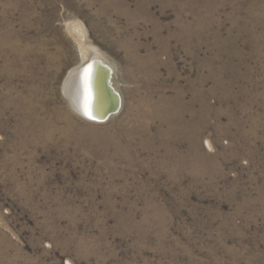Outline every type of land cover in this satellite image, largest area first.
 <instances>
[{
	"label": "rangeland",
	"instance_id": "obj_1",
	"mask_svg": "<svg viewBox=\"0 0 264 264\" xmlns=\"http://www.w3.org/2000/svg\"><path fill=\"white\" fill-rule=\"evenodd\" d=\"M0 264H264V0H0Z\"/></svg>",
	"mask_w": 264,
	"mask_h": 264
},
{
	"label": "bare ground",
	"instance_id": "obj_2",
	"mask_svg": "<svg viewBox=\"0 0 264 264\" xmlns=\"http://www.w3.org/2000/svg\"><path fill=\"white\" fill-rule=\"evenodd\" d=\"M79 42V51L82 60L79 62V64L67 72L63 80L62 88L69 101V104L73 106L77 113L90 121L100 123L106 121L121 110L123 106L122 95L114 81V69L111 66V63H109L98 52L95 46L84 43L81 38ZM22 53L24 54V52ZM97 59L111 67L112 72L109 85H111L120 96V107L118 111L110 114L105 120L100 117V111L102 110L103 106L112 105L113 96L111 95L107 86V77L105 71L102 67H98L96 63ZM86 108L90 111L92 117H94L93 119H90L87 115H85Z\"/></svg>",
	"mask_w": 264,
	"mask_h": 264
},
{
	"label": "water",
	"instance_id": "obj_3",
	"mask_svg": "<svg viewBox=\"0 0 264 264\" xmlns=\"http://www.w3.org/2000/svg\"><path fill=\"white\" fill-rule=\"evenodd\" d=\"M96 63L98 65V67H102L105 71L106 77H107V86L108 89L111 93V95L113 96L112 99V105H105L103 106L102 110L100 111V117H102L104 120L107 119V117L118 111L119 107H120V96L119 93L117 91H115L111 85H109L110 82V77H111V67L105 63H103L101 60H96Z\"/></svg>",
	"mask_w": 264,
	"mask_h": 264
},
{
	"label": "snow or ice",
	"instance_id": "obj_4",
	"mask_svg": "<svg viewBox=\"0 0 264 264\" xmlns=\"http://www.w3.org/2000/svg\"><path fill=\"white\" fill-rule=\"evenodd\" d=\"M85 115H87L90 119L94 118V117H92L90 111L87 108L85 109Z\"/></svg>",
	"mask_w": 264,
	"mask_h": 264
}]
</instances>
